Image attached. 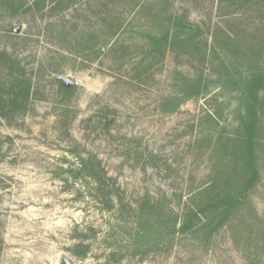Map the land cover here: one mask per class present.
<instances>
[{
    "label": "rangeland",
    "instance_id": "1",
    "mask_svg": "<svg viewBox=\"0 0 264 264\" xmlns=\"http://www.w3.org/2000/svg\"><path fill=\"white\" fill-rule=\"evenodd\" d=\"M254 5L0 0V54L15 60L0 55V264H264L261 239L243 229L239 216L209 241L180 235L170 250L145 256L124 248L130 208L162 196L180 220L190 192L208 183L212 168L210 150L195 151L193 143L199 136L215 140L221 131L234 135L238 126L237 95L211 83L215 76L200 50L183 53L150 38L195 35L210 46L217 29L240 44L264 41V11ZM218 62L243 59L225 52ZM21 76L23 88L30 87L28 100L11 105ZM59 77L74 83L69 100L59 91ZM193 80L208 90L185 99ZM168 101L173 105H163ZM65 104L67 119L73 116L69 125L59 118ZM82 161L99 163L97 174L117 193L121 216L98 210L90 197L93 179H67V170L76 172ZM260 164L249 201L264 228V160ZM76 225L88 231L84 253L74 248Z\"/></svg>",
    "mask_w": 264,
    "mask_h": 264
},
{
    "label": "trees",
    "instance_id": "2",
    "mask_svg": "<svg viewBox=\"0 0 264 264\" xmlns=\"http://www.w3.org/2000/svg\"><path fill=\"white\" fill-rule=\"evenodd\" d=\"M240 1L254 2V6H260L264 11V0H218V3L232 5ZM210 37V46L207 40L197 41L195 35L179 37L177 33L165 32L158 39L150 38L151 42L156 41L162 47L169 45L183 53L200 50L201 62L206 64L215 76L211 83L218 87L221 93L230 91L237 95L238 126L234 135L221 131L217 133L215 140L207 136H199L193 143L195 151H201L205 146L210 150L212 168L208 183L190 192L180 220L176 215L171 217L164 204L165 197L162 196L157 199L144 197L135 208H130L131 214L128 218L132 223V230L127 235V246L124 248L125 251L127 248L133 256H145L161 249L170 250L175 238L180 235H200L209 241L220 229L230 225L237 216L243 221L245 225L243 229L246 232L259 236L261 239L259 250L264 251V228L258 224L257 216H253L254 211L249 201L250 191L261 177L260 163L264 160V41L253 40L249 44H240L233 40L230 34L217 29L210 34ZM225 52L241 57L243 63L218 62L220 55ZM0 55L15 64V60L7 54ZM23 83L26 81L21 76V91L14 93V97L10 99L11 105L22 106L28 100L30 87L28 85L23 88ZM207 90V85L203 86L200 80H193L186 88L184 96L185 99L197 100ZM59 91L69 100L74 89L60 84ZM171 103L168 101V104L164 102L163 105L172 106ZM68 108L67 104L62 106L59 116L64 119L66 125H69L73 117L67 119ZM2 112L0 107L1 115ZM209 118L213 119V116ZM87 163L92 167L91 174L85 171L89 164L82 161L80 169L76 172L72 168L67 170L69 173L67 179L84 175L93 179L97 188L90 197L98 210L107 213L115 211L117 216H121L123 210L117 193L106 190L102 176L97 174L99 163L96 161ZM240 211L244 214L237 215ZM245 214L252 221L251 225L246 220ZM111 229L113 234L119 232L116 226H111ZM87 232L78 225L73 228L76 241L74 248L79 250V253H84L88 249L84 245L88 239ZM118 237L116 235L115 238ZM118 242L121 241L115 239L113 243L116 245ZM110 258L113 262H119L121 259L113 254Z\"/></svg>",
    "mask_w": 264,
    "mask_h": 264
},
{
    "label": "water",
    "instance_id": "3",
    "mask_svg": "<svg viewBox=\"0 0 264 264\" xmlns=\"http://www.w3.org/2000/svg\"><path fill=\"white\" fill-rule=\"evenodd\" d=\"M15 32H17V30H15ZM58 79H59L60 84L64 87L74 86V83L66 77H59ZM62 262L63 264H71L70 261H68L67 259H63Z\"/></svg>",
    "mask_w": 264,
    "mask_h": 264
}]
</instances>
